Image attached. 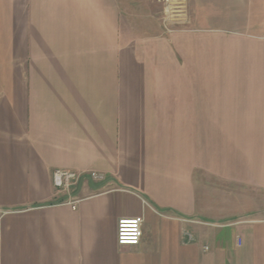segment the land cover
I'll return each mask as SVG.
<instances>
[{
	"label": "crops",
	"instance_id": "0c3cea01",
	"mask_svg": "<svg viewBox=\"0 0 264 264\" xmlns=\"http://www.w3.org/2000/svg\"><path fill=\"white\" fill-rule=\"evenodd\" d=\"M187 1L0 0V264H264V0Z\"/></svg>",
	"mask_w": 264,
	"mask_h": 264
},
{
	"label": "built area",
	"instance_id": "2783aa9c",
	"mask_svg": "<svg viewBox=\"0 0 264 264\" xmlns=\"http://www.w3.org/2000/svg\"><path fill=\"white\" fill-rule=\"evenodd\" d=\"M104 182L103 175L96 172L78 173L63 169H56L53 174L54 187L58 194L68 196L63 203L76 208L77 201L72 196L84 180ZM143 217L122 218L118 222L117 241L120 246H138L143 237Z\"/></svg>",
	"mask_w": 264,
	"mask_h": 264
},
{
	"label": "rangeland",
	"instance_id": "374dc122",
	"mask_svg": "<svg viewBox=\"0 0 264 264\" xmlns=\"http://www.w3.org/2000/svg\"><path fill=\"white\" fill-rule=\"evenodd\" d=\"M158 15L167 30L184 29L189 19L187 0H155ZM159 5V6H158ZM185 20V21H184ZM187 21V22H186ZM220 152V150H218Z\"/></svg>",
	"mask_w": 264,
	"mask_h": 264
}]
</instances>
